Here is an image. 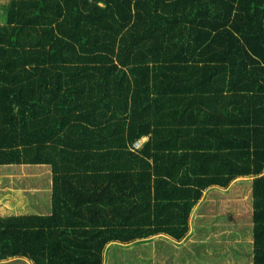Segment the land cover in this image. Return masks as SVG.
I'll return each mask as SVG.
<instances>
[{"label": "trees", "instance_id": "obj_1", "mask_svg": "<svg viewBox=\"0 0 264 264\" xmlns=\"http://www.w3.org/2000/svg\"><path fill=\"white\" fill-rule=\"evenodd\" d=\"M0 8V167L44 166L53 190L48 214L0 215V263L104 264L111 244L183 240L205 190L251 178L264 264V0Z\"/></svg>", "mask_w": 264, "mask_h": 264}, {"label": "rangeland", "instance_id": "obj_2", "mask_svg": "<svg viewBox=\"0 0 264 264\" xmlns=\"http://www.w3.org/2000/svg\"><path fill=\"white\" fill-rule=\"evenodd\" d=\"M2 14L0 8V16ZM24 171H26L25 168ZM36 176V174L27 176L23 183L27 187H33L37 179ZM8 185H10V182ZM246 185L247 181H241L240 183V180H238L229 190L233 194L229 198L237 199L236 202L238 203V206L233 209L240 215L247 212L251 213L253 209L244 198L247 193L244 197L239 196L242 195ZM223 199L220 204L219 200L213 199V203L208 204L210 207L200 213L201 217L206 216L205 218L208 219V223H205V225L209 229L208 233L203 232L201 235L208 234L211 247L207 246L202 250H198L196 247L199 245H190L192 248L186 252H176L169 247L166 241L161 244L163 237L160 235V240L158 238L152 242L153 238L129 245L111 244L106 250L104 264H252L253 236L249 231V225H237L238 222L234 216L231 214V216H225L231 200L226 201L225 198ZM200 221L204 222L203 219H200ZM187 237L183 242L175 244V248L183 249L182 243L186 241ZM195 241L197 242V240ZM157 251L159 253L156 258Z\"/></svg>", "mask_w": 264, "mask_h": 264}, {"label": "crops", "instance_id": "obj_3", "mask_svg": "<svg viewBox=\"0 0 264 264\" xmlns=\"http://www.w3.org/2000/svg\"><path fill=\"white\" fill-rule=\"evenodd\" d=\"M9 0H0V4H5ZM3 12V10H2ZM4 22V15L2 14L0 16V23ZM167 114V112H166ZM186 127H194V125L188 123L185 125ZM190 134L187 130H182L170 137V140L167 141L170 144H173V140L177 143H187L189 140ZM148 139V136H143L137 141L138 147L141 148L145 141ZM136 142V141H135ZM26 165L22 166H2L0 167V215H10V214H25V213H36V214H48L50 211V205L52 200V182L49 174H46V168L44 166L38 165L34 166L29 170L24 171V167ZM28 167V166H26ZM31 171V173H30ZM36 174L37 179L34 182L33 187H27L23 181L24 179L29 176ZM35 178V177H34ZM238 180L241 181H247V185L244 186L245 190L243 191L242 196L247 193V196L244 197L248 203H250L252 208V197H251V178H237L235 179L228 188H220V187H210L207 190L204 191L201 199L197 203L196 207L194 208L192 215L190 217V232L186 236L187 239L182 245L184 246L183 249H177L175 248V244H179L183 242V240L176 241L170 238L169 236L161 235L163 239H161V244H163L165 241L176 252L184 253L188 249L192 248V246H198L196 247L198 250H202L205 247L210 245V242L208 241V234L205 236L201 235V233L205 232L208 233L209 229L206 228L205 223H208V219L204 217H201L200 213L202 210L208 209L210 206L208 204L210 202L213 203V199L219 200V204L224 200L223 198L230 199L229 201L230 206H228V210L225 213V216H234L235 220L238 222L237 225L243 226V225H249V231L251 232L252 229V211L251 213H243L238 214L233 209L235 206H238V203L236 200L231 199L229 197L233 196L232 193H230V187H232ZM10 182V185L8 183ZM238 184V183H237ZM243 186V185H242ZM215 193V194H214ZM235 195V194H234ZM237 196V195H236ZM238 196V197H239ZM25 208H28V212L25 211ZM231 214V215H230ZM200 219H203L204 222H201ZM251 228V229H250ZM160 235H155L151 242L155 239L160 240ZM191 237V238H189ZM206 238V240L203 241V239ZM197 240V242L195 241ZM220 244V243H218ZM158 249V248H157ZM171 250V251H173ZM196 250V249H195ZM160 251V250H159ZM159 251L156 252V258L159 253ZM161 253V251H160ZM0 264H31V262L24 258H14L11 260H7L6 262H1Z\"/></svg>", "mask_w": 264, "mask_h": 264}, {"label": "built area", "instance_id": "obj_4", "mask_svg": "<svg viewBox=\"0 0 264 264\" xmlns=\"http://www.w3.org/2000/svg\"><path fill=\"white\" fill-rule=\"evenodd\" d=\"M138 143H139V141H136V142L134 143V145H135L136 147H138Z\"/></svg>", "mask_w": 264, "mask_h": 264}]
</instances>
